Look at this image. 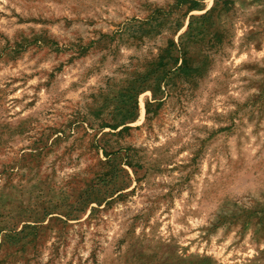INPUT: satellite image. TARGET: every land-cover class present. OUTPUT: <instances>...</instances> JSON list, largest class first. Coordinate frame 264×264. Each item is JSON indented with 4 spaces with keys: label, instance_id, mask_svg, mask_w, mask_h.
I'll list each match as a JSON object with an SVG mask.
<instances>
[{
    "label": "rangeland",
    "instance_id": "1",
    "mask_svg": "<svg viewBox=\"0 0 264 264\" xmlns=\"http://www.w3.org/2000/svg\"><path fill=\"white\" fill-rule=\"evenodd\" d=\"M0 264H264V0H0Z\"/></svg>",
    "mask_w": 264,
    "mask_h": 264
},
{
    "label": "trees",
    "instance_id": "2",
    "mask_svg": "<svg viewBox=\"0 0 264 264\" xmlns=\"http://www.w3.org/2000/svg\"><path fill=\"white\" fill-rule=\"evenodd\" d=\"M169 46H174V43L170 42ZM180 57H181V54L179 53L178 56L176 57V59L174 60V63L177 64V62L180 59ZM180 61H181V65L176 68V70H177V72H179V74H184L185 72L192 71V69L188 68L186 66V64H184V60L181 59Z\"/></svg>",
    "mask_w": 264,
    "mask_h": 264
}]
</instances>
